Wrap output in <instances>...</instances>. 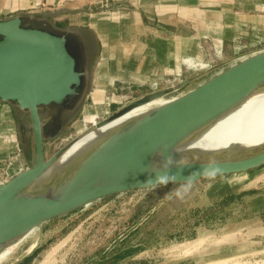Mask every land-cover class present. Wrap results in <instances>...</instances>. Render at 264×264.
Returning a JSON list of instances; mask_svg holds the SVG:
<instances>
[{
	"label": "water",
	"instance_id": "1",
	"mask_svg": "<svg viewBox=\"0 0 264 264\" xmlns=\"http://www.w3.org/2000/svg\"><path fill=\"white\" fill-rule=\"evenodd\" d=\"M73 53H82L80 60ZM85 35L33 15L0 17V104L28 113L34 163L0 184V252L43 224L107 198L133 191L246 174L264 167V145L205 154L187 144L254 92L264 89V50L225 67L163 105L133 117L57 170L49 168L81 136L45 158L41 108L79 112L88 93L92 60ZM187 84L183 81L179 87ZM135 99L92 125L104 124L151 99ZM23 135V130L19 131ZM58 135L54 137L57 139ZM135 227L116 237L115 249ZM34 245L22 251L27 258Z\"/></svg>",
	"mask_w": 264,
	"mask_h": 264
},
{
	"label": "rangeland",
	"instance_id": "2",
	"mask_svg": "<svg viewBox=\"0 0 264 264\" xmlns=\"http://www.w3.org/2000/svg\"><path fill=\"white\" fill-rule=\"evenodd\" d=\"M182 92L186 91L180 89L177 94ZM87 95L63 135L44 143L45 158L100 120L94 117L97 105L90 104ZM126 101L129 100L123 103ZM164 102L163 99L154 102L146 112ZM111 106L105 108L106 114L118 108ZM9 119L15 132L11 115ZM261 141H264V123L201 148L210 150ZM18 149L21 168L32 166L34 155L27 158ZM4 178L0 177V184L9 180L10 173ZM238 193L240 198H236ZM227 196L235 199L215 212L223 220L217 221L215 217L195 225L202 215L210 216L211 212L206 213L205 209ZM147 206L150 209L145 212ZM138 207L144 208L145 216L138 223L125 226ZM142 223L123 248L107 252L116 237L131 227L137 229ZM31 245L35 247L29 256L40 247L41 250L26 264H264V167L246 174L204 179L192 185L162 186L107 198L35 229L2 264H17V256ZM137 247L143 249L134 255L125 252L127 248Z\"/></svg>",
	"mask_w": 264,
	"mask_h": 264
},
{
	"label": "crops",
	"instance_id": "3",
	"mask_svg": "<svg viewBox=\"0 0 264 264\" xmlns=\"http://www.w3.org/2000/svg\"><path fill=\"white\" fill-rule=\"evenodd\" d=\"M20 14L85 35L93 53L87 96L98 107L97 120L112 107L111 99L118 110L151 93L149 82L171 96L207 80L218 70L191 73L182 60L213 63V40L223 43V67L232 59L236 38L264 48V0H0V17ZM177 76L187 84L176 86ZM9 117L0 106V153L17 146Z\"/></svg>",
	"mask_w": 264,
	"mask_h": 264
},
{
	"label": "bare ground",
	"instance_id": "4",
	"mask_svg": "<svg viewBox=\"0 0 264 264\" xmlns=\"http://www.w3.org/2000/svg\"><path fill=\"white\" fill-rule=\"evenodd\" d=\"M113 88V87H112ZM165 100L164 98L158 97L151 99L147 103L138 106L129 112L118 116L111 121H108L104 124L95 126L94 128L83 130L79 134L81 135L71 146L67 149L63 155L49 168L48 172L54 171L63 167L69 163L72 159L77 157L85 149L99 140L102 136L109 133L112 129L126 122L127 120L136 117L138 115L146 113L150 108L151 104L159 100ZM167 101L165 100L164 103ZM163 103V104H164ZM161 104V105H163ZM160 105V106H161ZM146 108V109H143ZM109 112V111H108ZM105 113V112H104ZM105 115V114H104ZM107 115V114H106ZM264 123V89H260L248 98H246L242 103L237 107L220 117L207 129L197 135L192 139L188 144L187 148L193 151L205 153V154H214L218 152H231L239 149H251L264 145V141H261L256 144L249 145H226L224 147H218L215 149H202L201 147L206 146L218 139L226 137L230 134H234L245 130L247 128L257 126ZM96 124V123H95ZM94 125V124H93ZM32 233V232H31ZM30 233V234H31ZM30 234L25 236L22 239H19L15 244L7 247L0 252V264H2L6 257L10 254L9 258L13 256L18 245Z\"/></svg>",
	"mask_w": 264,
	"mask_h": 264
},
{
	"label": "built area",
	"instance_id": "5",
	"mask_svg": "<svg viewBox=\"0 0 264 264\" xmlns=\"http://www.w3.org/2000/svg\"><path fill=\"white\" fill-rule=\"evenodd\" d=\"M203 39L205 40L206 38H203ZM210 45H211V49H212L213 57H214L213 63H198V62H195L194 60H192L190 58H185L182 60V66L187 71H189L191 73L208 72V71H211L214 69L218 70L215 72V73H217L220 70L224 69L225 67H223L222 65H219L220 63H222V60H223V43H222V41L221 40H213V41H211ZM233 45H234L233 46V53H232L233 56H232V59H231L228 66L235 64V63L241 61L242 59H244L250 55L256 54V53L264 50V48L263 49L256 48V45H250V44L249 45H245V44L243 45V44H241V41L239 38L235 39ZM173 82L176 84V86H178L183 81L180 79V76H177V79ZM158 85L159 84L157 82H149L148 83L147 87L150 90L151 94L152 93H158ZM177 90H178V87L174 88L172 93H176ZM182 94L181 93L176 94V96L166 95L164 97H169V99H165L166 101H169V100H171L175 97H178ZM123 98H124L123 96L120 97V99H123ZM111 100H112L111 105L116 103V100H114V99H111ZM108 105H110V104H108ZM0 106L3 107L4 104H0ZM107 117H108V115L106 116V118ZM103 119H105V117L100 119L99 121H101ZM98 122H96V123H98ZM86 130H88V129H86ZM12 134H13L14 139L17 140L16 132L11 131V135ZM17 146H18V143H17ZM16 147L10 152L0 153V177H2V178L7 177L9 175V173H10V177H12L16 173L27 169V168H21L20 163H19V162H21V155H20V151L18 149L19 146L17 148ZM14 169H17V171H15Z\"/></svg>",
	"mask_w": 264,
	"mask_h": 264
},
{
	"label": "flooded vegetation",
	"instance_id": "6",
	"mask_svg": "<svg viewBox=\"0 0 264 264\" xmlns=\"http://www.w3.org/2000/svg\"><path fill=\"white\" fill-rule=\"evenodd\" d=\"M78 61L81 58L82 53H73ZM89 59L92 60L93 53H86ZM10 115L14 122V128L16 132L17 143L25 157L34 155L33 150V138L32 131L30 130V120L28 113L22 112L18 109L11 108L8 106ZM64 107L41 108L38 111L42 127V133L45 137L44 143L47 141H55L54 137L58 135L57 139L63 135L66 127L71 123L72 120L77 116L78 112L67 113L64 111ZM23 130V135L19 133Z\"/></svg>",
	"mask_w": 264,
	"mask_h": 264
},
{
	"label": "trees",
	"instance_id": "7",
	"mask_svg": "<svg viewBox=\"0 0 264 264\" xmlns=\"http://www.w3.org/2000/svg\"><path fill=\"white\" fill-rule=\"evenodd\" d=\"M236 198H240V197L237 196ZM233 199H235V198H234V197H229V196H227V197H224V198L222 197V198H220V199L217 200V201L215 200V202H214L215 204H213L212 206H210V207H208L207 209H205L206 213L211 212V213H210V216H209V215H202L201 217H199V218L197 219L195 225H196V226H199L201 223H203L204 220H208V219H209V220H210V219L213 220V219H215V217H217V218H216L217 221L223 220V217H222V216H218V215H216L215 212L218 211V209L222 208L223 206H226L228 203L232 202ZM149 209H150V207L147 206L146 209H145V212H146V211H149ZM145 212H144V208H143V207H138L137 210L135 211V213L130 217V219H129L128 221H126L125 226H129V225H133V224H135V223H138L139 219H141L143 216H145V215H144ZM206 216H208V217H206ZM206 218H207V219H206ZM149 219H150V217L147 218L146 221H148ZM142 225H143V223L140 224V225L137 227V229H136L133 233H131V234H130V235H129L124 241H122V242H121V243H120L115 249H113L110 253L116 252V251H118L119 249L123 248V247L127 244V242L129 241V239L131 238V236H132L135 232H137L138 229H140V228L142 227ZM121 231H122V229H120V230L116 233V235H118ZM142 249H143L142 247H137V248H135V249L127 248L125 252H126V253H129V255H134V254L140 252ZM40 250H41V247L38 248L36 251H34V253H33L31 256H29V257L23 259L22 261L18 262L17 264H26V263H28V262L32 259V257H33L37 252H39Z\"/></svg>",
	"mask_w": 264,
	"mask_h": 264
}]
</instances>
